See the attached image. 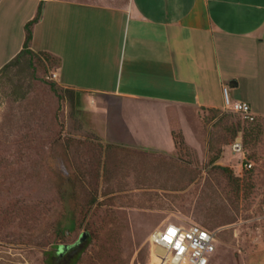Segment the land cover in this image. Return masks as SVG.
I'll use <instances>...</instances> for the list:
<instances>
[{
	"label": "rangeland",
	"instance_id": "obj_1",
	"mask_svg": "<svg viewBox=\"0 0 264 264\" xmlns=\"http://www.w3.org/2000/svg\"><path fill=\"white\" fill-rule=\"evenodd\" d=\"M30 5L0 6V66L25 38ZM4 67L0 264H49L85 234L64 263L75 253V264H155L149 237L167 222L216 232L210 264H264V125L186 109L193 134L176 153L123 151L85 137L82 96L51 88L55 63L36 54Z\"/></svg>",
	"mask_w": 264,
	"mask_h": 264
},
{
	"label": "crops",
	"instance_id": "obj_2",
	"mask_svg": "<svg viewBox=\"0 0 264 264\" xmlns=\"http://www.w3.org/2000/svg\"><path fill=\"white\" fill-rule=\"evenodd\" d=\"M5 2L31 4L23 29L42 5L31 51L58 60L54 82L82 96V132L102 146L172 155L173 134H193L182 110L223 111L224 87L264 117V0Z\"/></svg>",
	"mask_w": 264,
	"mask_h": 264
},
{
	"label": "built area",
	"instance_id": "obj_3",
	"mask_svg": "<svg viewBox=\"0 0 264 264\" xmlns=\"http://www.w3.org/2000/svg\"><path fill=\"white\" fill-rule=\"evenodd\" d=\"M52 77L56 79V75ZM224 110L239 115L244 122H264V117L254 113L246 102L233 101L230 89L223 88ZM233 151L244 156L242 136L233 144ZM245 166L252 168V163ZM173 232L175 233L173 235ZM217 234L197 224L184 225L167 222L152 232L149 237L151 258L155 264H210L216 252Z\"/></svg>",
	"mask_w": 264,
	"mask_h": 264
},
{
	"label": "trees",
	"instance_id": "obj_4",
	"mask_svg": "<svg viewBox=\"0 0 264 264\" xmlns=\"http://www.w3.org/2000/svg\"><path fill=\"white\" fill-rule=\"evenodd\" d=\"M41 17H42V5L40 6L38 14L35 17V19H33L32 21L27 23L26 26H25V41H24V44H23L22 51L10 63L5 65L3 71L6 72L7 70L11 69L12 67L17 66L19 64L20 60H22L26 56H32V55L34 56V55L37 54V53H34L33 51H31V43H32V40H33V28L40 21ZM38 55L43 56L47 63H50V64H54L55 63V68L58 66V60H56L53 56H51L49 54H46V53H38ZM51 88L52 89H56V90H61L59 88V86L55 82H53L51 84ZM255 124L264 125V122H257ZM258 128H261V125H258ZM176 134H181V133H176ZM183 138L184 137L181 134V139L182 140L180 142H178L175 133L173 134V140H174V143H175L176 151L180 148V146L185 144V142L183 141ZM243 144H244V139H243ZM225 170H227V169H225ZM61 251H62V247L60 246L57 249L56 257H51V258H54V259L56 258V259L51 261V262H49V264H75L76 263V258H75V260H73L75 253L73 254V258L68 260V262L64 263L63 260H62V256L67 255L69 252L71 253V251H74V249L71 250V251H68L67 254L65 253L64 255H61Z\"/></svg>",
	"mask_w": 264,
	"mask_h": 264
},
{
	"label": "water",
	"instance_id": "obj_5",
	"mask_svg": "<svg viewBox=\"0 0 264 264\" xmlns=\"http://www.w3.org/2000/svg\"><path fill=\"white\" fill-rule=\"evenodd\" d=\"M88 235H83V237L79 240L78 244L74 245V246H62V251H61V255H64L65 253H67L69 250L75 248L76 246L80 245V243L83 242V240L87 237Z\"/></svg>",
	"mask_w": 264,
	"mask_h": 264
},
{
	"label": "snow or ice",
	"instance_id": "obj_6",
	"mask_svg": "<svg viewBox=\"0 0 264 264\" xmlns=\"http://www.w3.org/2000/svg\"><path fill=\"white\" fill-rule=\"evenodd\" d=\"M175 233L173 232V235H174Z\"/></svg>",
	"mask_w": 264,
	"mask_h": 264
}]
</instances>
